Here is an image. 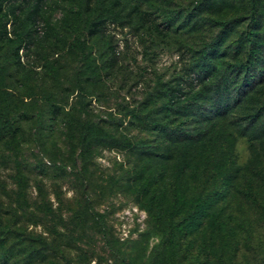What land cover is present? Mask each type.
<instances>
[{"label":"rangeland","instance_id":"obj_1","mask_svg":"<svg viewBox=\"0 0 264 264\" xmlns=\"http://www.w3.org/2000/svg\"><path fill=\"white\" fill-rule=\"evenodd\" d=\"M101 1L0 0V84L13 123L0 129V264H264V183L254 181L264 86L248 96L240 86L264 65V0L260 21L250 0H120L105 40L86 30L107 12ZM11 4L20 21L4 15ZM133 6L169 38L150 47L142 29L120 25ZM66 12L73 30L60 25ZM223 26L216 76L179 113H158V80L181 72L197 58L188 47L204 48ZM181 119L206 141L185 150L188 141L161 128Z\"/></svg>","mask_w":264,"mask_h":264},{"label":"trees","instance_id":"obj_2","mask_svg":"<svg viewBox=\"0 0 264 264\" xmlns=\"http://www.w3.org/2000/svg\"><path fill=\"white\" fill-rule=\"evenodd\" d=\"M91 0H80L81 4L85 7H88V4ZM99 3H102L101 0H98ZM252 2V9H253V19L256 21H260V17L262 18V8L260 6L261 0H250ZM107 6V12L104 14L97 15L94 17L92 21H90L87 26L86 30L88 35L99 37L103 40L104 39V30L105 27L109 22H115L116 19H118L114 13L112 12V8H117L121 6L120 0H108ZM1 9V8H0ZM72 12V10H70ZM4 15H7L8 17H12L14 21H20L21 18L19 16V10L18 6H15L14 4H11L8 11L4 12ZM147 12H140L138 6H133L132 13L127 18H120L118 20V23L122 26H127L134 29V34L138 35V32L141 30V35H139L142 39L147 40L149 42V46H153L156 43H159L160 40H167L169 38V28L166 26L165 28H161L157 23L153 22L152 20H149ZM0 20V28H2L4 31H6V21L4 23ZM120 21V22H119ZM236 25L240 22L239 19H236L233 21ZM75 19L74 14L66 12L61 20V27H64L66 29L73 30L75 27ZM232 23V22H231ZM234 25V24H233ZM232 29V28H231ZM259 29V28H258ZM229 27L223 26L222 31L214 36L213 40H211L204 48L197 49L193 47H188L189 52L191 55H197V58H195L194 61H190L189 64L183 65L181 68V72L175 73L171 78L168 80L162 82L161 80H158V83L160 87L157 89V97L162 100V103L160 106L157 107V112H166L170 113L174 112L175 114L180 112V108L188 103L191 102V100L195 97V94L197 93L196 90L201 86L205 85L210 79L215 77L217 73V63L218 59L221 56L227 55L224 50H221L224 43L228 39L230 32ZM19 41L20 36L17 35ZM247 41L249 43L247 53L250 55V53H254V46L252 45V39L247 38ZM105 42V41H104ZM111 47V44L108 43V48ZM242 45H239L236 49L238 53L242 52ZM111 62L115 61V55L111 57ZM237 66L242 68L244 66V61L238 62ZM4 65L0 63V73L3 71ZM243 90L241 92L242 96H248L251 92L258 93L259 87L264 86V65L263 68L259 71L258 76L255 78L250 77L248 81L243 82V84L240 85ZM198 91V90H197ZM220 92V91H219ZM230 100V99H229ZM228 100V101H229ZM6 101V95L5 90L2 89L0 84V120L1 125L0 129L6 135L10 131H13L12 126V119L10 117V111L7 107ZM224 114V112H222ZM55 114V113H54ZM173 115V114H172ZM257 115L254 114L251 118L252 124L257 120ZM174 116V115H173ZM143 119L148 120L150 123V117L149 114H145L143 116ZM181 124L180 126H167V127H161L162 129H168L170 130L169 135L171 134V137L176 138L177 141L182 142L184 144V141H188L185 143L183 148L187 150L190 143L193 142V140H199L201 142L206 141L204 134L206 133H193L192 130H185L183 128V120H180ZM48 129V128H47ZM88 129L91 131L93 130L92 127H88ZM160 129V128H155ZM221 133H225L224 130ZM73 136V134H71ZM198 135H201L198 139ZM89 143H91L89 141ZM133 145L137 148L145 149L147 147V143L143 141L135 142ZM132 145V146H133ZM187 145V147H186ZM90 147V146H88ZM160 150H163L162 148ZM165 154L168 153V150L166 152H163ZM234 163V160L232 161ZM238 166H235L237 168ZM257 172L255 174L260 177L254 178V181H261V183H264V167L258 166ZM238 169H235V171ZM225 182H220L219 186L216 187V189L213 191V195L215 197L220 194H225V189L228 184V177H223ZM206 182L209 180L206 179ZM252 184V182H251ZM252 190H251V188ZM256 185L255 189L252 185H249V193L251 195H255L256 192ZM255 199V198H254ZM256 200V199H255ZM262 210L264 212V204H262ZM181 240H178L175 242V246H180ZM122 264H127V260L124 259L122 261Z\"/></svg>","mask_w":264,"mask_h":264}]
</instances>
